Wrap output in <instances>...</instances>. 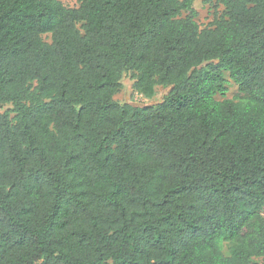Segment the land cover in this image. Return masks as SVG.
Listing matches in <instances>:
<instances>
[{
  "label": "trees",
  "instance_id": "16d2710c",
  "mask_svg": "<svg viewBox=\"0 0 264 264\" xmlns=\"http://www.w3.org/2000/svg\"><path fill=\"white\" fill-rule=\"evenodd\" d=\"M193 1L0 0V264H264V0Z\"/></svg>",
  "mask_w": 264,
  "mask_h": 264
},
{
  "label": "rangeland",
  "instance_id": "374dc122",
  "mask_svg": "<svg viewBox=\"0 0 264 264\" xmlns=\"http://www.w3.org/2000/svg\"><path fill=\"white\" fill-rule=\"evenodd\" d=\"M63 5L67 6V7H77L79 4V0H59ZM215 0L213 1H206V0H194L193 1V7L196 9L197 11V16H196V21L198 22L199 26L205 27V26H209L214 18V14H215ZM222 9L221 6L218 7V11L220 12V10ZM43 38L46 41H50V38L46 35L43 36ZM225 79H226V91L223 95L221 94H217L216 98L221 100L223 98H228L231 99L233 101H237V102H245L247 100V95L240 92L238 89V86L235 82H233L228 73H225ZM122 89L120 90V92H118L114 98L120 102H149V100L146 99H142L140 98V96H138L134 90L132 89L131 85H132V78H131V73L130 72H125L123 73L122 76ZM165 89L156 86V94L153 97L152 101H156L158 100L161 95L164 93ZM8 105H4L0 108H5ZM262 215L264 216V210H262ZM219 245L223 251L224 254H228V247L229 244L224 241V240H220L219 241Z\"/></svg>",
  "mask_w": 264,
  "mask_h": 264
},
{
  "label": "built area",
  "instance_id": "2783aa9c",
  "mask_svg": "<svg viewBox=\"0 0 264 264\" xmlns=\"http://www.w3.org/2000/svg\"><path fill=\"white\" fill-rule=\"evenodd\" d=\"M138 96H140L139 94H137ZM140 98H142V96H140ZM143 99V98H142Z\"/></svg>",
  "mask_w": 264,
  "mask_h": 264
}]
</instances>
